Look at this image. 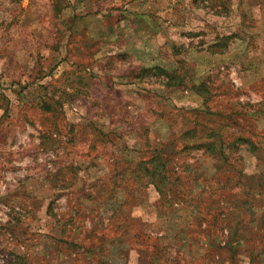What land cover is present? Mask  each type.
I'll use <instances>...</instances> for the list:
<instances>
[{
	"label": "rangeland",
	"instance_id": "obj_1",
	"mask_svg": "<svg viewBox=\"0 0 264 264\" xmlns=\"http://www.w3.org/2000/svg\"><path fill=\"white\" fill-rule=\"evenodd\" d=\"M67 1L0 0V264H73L58 240L114 210L106 231L134 264L144 232L177 264H264V220L250 216L264 191L222 237L208 145L253 135L264 155V0H146L143 46L106 32L119 0ZM238 145L243 173L264 175ZM109 246L90 264H124Z\"/></svg>",
	"mask_w": 264,
	"mask_h": 264
},
{
	"label": "trees",
	"instance_id": "obj_2",
	"mask_svg": "<svg viewBox=\"0 0 264 264\" xmlns=\"http://www.w3.org/2000/svg\"><path fill=\"white\" fill-rule=\"evenodd\" d=\"M252 137L253 135L246 138L235 135L232 138H229L228 140H223L224 142H208V145L211 149L215 145H217L219 152L218 160L220 161V164L218 171L220 172L221 177L215 179L214 182L217 183V187L220 191L217 203L219 208V212H217V220H220L222 222V237L228 235L227 230L224 228L226 220H231L232 218L233 220H243L241 215L244 214L246 208L250 211L253 209V207L259 206L257 205L258 199L256 200V197L253 196H255L256 194H260L262 191H264L263 172L255 170L250 174H244L241 167H239V165H241V156L240 154H238L237 151L239 147L238 144H245L246 150L250 152V154L253 155L258 162L264 164V155H258V153H256V151L259 149V143L258 141H254ZM226 150L228 151V154H226ZM79 193H81L85 198L88 196H90L91 198L95 197L92 190L90 192L79 191ZM120 211L121 210H114L111 214L112 217L110 219L107 218V220H104L103 223H101L103 224V226L101 224H98V228H96L95 224H93L88 229H86V225L84 223H81L78 229L79 231L82 230L83 233L82 236H79L78 241L71 242V240L65 238L64 240H58V245L64 244L65 248H73L72 262H74L75 264H83L84 261H87V263L90 264L91 261L94 259V253L97 248H107L109 245V247L113 246L117 248L118 245L123 242V233H108L105 228L108 225L109 220H112V218L121 215ZM95 214L96 210L94 211V209H91L88 213L89 218L94 217ZM250 216L253 217L252 220H264V212L262 211L257 215L250 214ZM98 220L103 219L99 218ZM201 226L204 227V224L201 223ZM193 232H195L194 229L187 230L188 234ZM224 232H226L227 234ZM197 233H199V231ZM134 238L138 245V247L136 248L142 255H145L146 259L143 256V260L147 264H177L172 261V257L174 256L175 251L177 250L170 248V246H167L166 244L162 246V244L165 243L163 242L165 238L162 233H157L156 236H152L151 234L149 235L147 234V232H144L138 235H134ZM221 239L222 240H220V244H223L222 246H224L226 244L225 239ZM148 249H150L151 251L155 250V254H153V256H149V252L151 251H148ZM122 250L123 248H121V246L117 248V252H121V254H123L122 257H126V254L123 253ZM145 253H147V256ZM97 257L100 260V256L97 255ZM107 263H109V261H107Z\"/></svg>",
	"mask_w": 264,
	"mask_h": 264
},
{
	"label": "crops",
	"instance_id": "obj_3",
	"mask_svg": "<svg viewBox=\"0 0 264 264\" xmlns=\"http://www.w3.org/2000/svg\"><path fill=\"white\" fill-rule=\"evenodd\" d=\"M150 2H147L146 0H119V4L114 5L112 4L113 8H110L108 10V18H111V22H107L106 24V32H124V36L126 38V45L132 46V43L129 41L136 40L135 44H138V46L145 45L143 42L142 37L134 38V33L139 32L145 33L147 29V25L149 22H147V19L150 21L152 15H148V12L144 10V7L146 5H149ZM153 3L156 4L157 0H153ZM54 4L57 7H61L62 5H69V2L67 0H54ZM66 7V6H65ZM125 8V9H124ZM136 9H142V10H136ZM156 12V11H154ZM147 18V19H146ZM121 19V21H119ZM63 29H67V32L70 30H73V28H69V26H62ZM151 28V27H150ZM134 46V45H133ZM264 114V112H262ZM131 249V248H130ZM136 258H135V264H147L143 260L142 254L137 250L134 249ZM123 253L126 254V259L124 264H134L133 262H129L128 260V254H129V248L122 250Z\"/></svg>",
	"mask_w": 264,
	"mask_h": 264
}]
</instances>
